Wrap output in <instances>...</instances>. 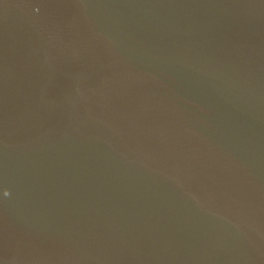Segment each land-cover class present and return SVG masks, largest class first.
<instances>
[{"label": "water", "instance_id": "obj_1", "mask_svg": "<svg viewBox=\"0 0 264 264\" xmlns=\"http://www.w3.org/2000/svg\"><path fill=\"white\" fill-rule=\"evenodd\" d=\"M0 264H264V0H0Z\"/></svg>", "mask_w": 264, "mask_h": 264}]
</instances>
